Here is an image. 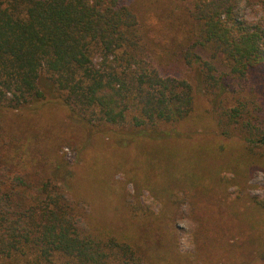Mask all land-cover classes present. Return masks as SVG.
<instances>
[{
	"label": "trees",
	"instance_id": "1",
	"mask_svg": "<svg viewBox=\"0 0 264 264\" xmlns=\"http://www.w3.org/2000/svg\"><path fill=\"white\" fill-rule=\"evenodd\" d=\"M136 5L0 0V112L56 99L75 118L96 110L107 124L131 120L143 167L129 179L163 204L160 214L131 210L126 192L104 177L92 194L97 210L61 164L18 167L11 148L0 149V264L29 251L33 264H188L166 201L176 193L192 201L199 264H263L264 205L228 201L221 175L233 172L246 186L264 170V0H195L168 15L159 41L141 31ZM199 91L216 133H199L208 129L196 112ZM189 121L195 130L185 132ZM211 135L218 159L208 153ZM176 139L191 144L178 148ZM238 146L227 161L222 149Z\"/></svg>",
	"mask_w": 264,
	"mask_h": 264
},
{
	"label": "rangeland",
	"instance_id": "2",
	"mask_svg": "<svg viewBox=\"0 0 264 264\" xmlns=\"http://www.w3.org/2000/svg\"><path fill=\"white\" fill-rule=\"evenodd\" d=\"M194 1L137 0V10H142L139 13L143 19L141 31H148V34L157 41L161 40V35L157 31H162V33L170 31L168 15L173 10L180 12L184 8L191 7ZM245 16L248 19L252 17L250 12L245 13ZM203 53L200 51V54L206 57L207 54ZM100 62V56L96 57L95 65L98 66ZM223 70L226 71V69ZM192 76L195 77L194 70ZM197 93L196 112L202 113L205 117L202 125L208 126L207 130H199V133H216L215 116L209 110L206 98L201 96L200 91ZM79 115L81 116L76 118L71 116L67 108L56 99L30 103L17 110L0 112V149L10 147L11 161L18 167L29 166V169H32L33 161L34 163L42 161L53 166L61 164L66 173L74 176V181L78 180L82 186L86 184V190L79 191L81 195L85 194L88 197L86 198L87 205H91L92 208L98 210L100 202L98 204L92 194L96 193L95 190L102 185V178L106 177V180L110 179L116 186L118 192H126L129 209L140 208L160 214L163 209L161 201L153 195L150 189L144 187L140 189L134 181L129 179L128 172L132 171L133 167L137 172H142L139 168L143 167V156L138 149L136 150L137 142L143 139L133 141L128 136L130 129L133 128L130 125L132 121L128 119L122 125L107 124L101 120L96 110L79 113ZM182 127L185 132L195 130L190 121L182 124ZM168 128L169 126L162 125L160 130H168ZM208 140L212 147L208 153L218 159V156L214 155L217 154L215 150H218L216 147L218 143L212 135L208 137ZM170 142L175 147L185 150L191 144L186 139H176ZM228 149L221 151L227 154L225 156L227 161L240 154L241 151L239 146L228 147ZM205 161L209 160L203 157L202 162ZM221 176L225 185L228 183L226 191L222 190L223 197L228 201H244L247 206L251 207L257 204L264 205V170L255 172L246 186L236 184V175L233 172L224 171ZM98 193H102V188ZM173 195L172 201L167 199L166 201L172 204L177 212V216L173 218L174 232L177 236L176 250L181 257L187 259L188 264H199L196 259L198 253L195 238L197 226L193 219L192 201L183 193ZM109 206L112 207V205ZM34 257L32 251H29L24 255L19 254L5 259L3 263L33 264ZM259 261L264 264V258ZM225 262L231 263V259L226 261L223 258L221 263ZM54 264H68V262L58 257L55 258Z\"/></svg>",
	"mask_w": 264,
	"mask_h": 264
}]
</instances>
